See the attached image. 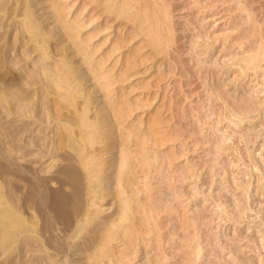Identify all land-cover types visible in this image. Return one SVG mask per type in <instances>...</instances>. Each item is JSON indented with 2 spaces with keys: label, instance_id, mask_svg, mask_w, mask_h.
<instances>
[{
  "label": "rangeland",
  "instance_id": "obj_1",
  "mask_svg": "<svg viewBox=\"0 0 264 264\" xmlns=\"http://www.w3.org/2000/svg\"><path fill=\"white\" fill-rule=\"evenodd\" d=\"M127 1L36 0L51 36L44 67L63 58L85 73L90 119L111 144L105 160L120 146L131 164L119 194L111 181L114 194L86 205L89 243L69 247L78 229L49 259L21 242L17 264H264V0ZM18 30L16 42L8 31L7 61L30 83L37 147L57 128L46 122L54 103L34 43ZM119 202L132 210L123 228Z\"/></svg>",
  "mask_w": 264,
  "mask_h": 264
},
{
  "label": "bare ground",
  "instance_id": "obj_2",
  "mask_svg": "<svg viewBox=\"0 0 264 264\" xmlns=\"http://www.w3.org/2000/svg\"><path fill=\"white\" fill-rule=\"evenodd\" d=\"M131 1L134 0L127 2ZM56 19L61 21L58 12ZM19 26L26 34L25 41L34 43L37 61L44 73L41 87L54 103L53 113H49L46 122L55 121L57 128L52 136L42 132L45 140L37 147L35 138L40 132L35 127L42 124V120L36 118L37 104L26 100L30 83L16 74L7 61L8 31L14 29L16 42ZM62 29L70 38L68 26L63 25ZM47 32L36 14V0H0V264H17L19 259L15 257L21 255V242L28 243L49 259L65 247L63 238H72L78 229L79 235L70 241L69 247L79 248L89 243L90 240L83 237L90 226L88 220L81 224L82 217L92 213H85L86 205L99 208L104 192L114 194L107 188L111 181L119 194L130 173L129 155L120 146H116L118 155L110 152V158L105 160L103 152L110 151L111 144L108 137L104 140L105 133L96 126L101 121L90 119L92 100L86 97L81 81L85 73L80 75L63 58L52 67H44L52 57L51 36ZM80 53L86 54L83 48ZM250 63L245 62V65ZM84 64H88L87 60ZM91 76L95 78L99 74L94 72ZM102 79L105 84L99 82L98 88L104 91L108 83L107 78ZM119 109L112 108V115L117 117ZM17 131H20L19 136ZM115 156L114 166L111 162ZM109 170H114L115 175L104 174ZM119 208L117 226L123 228L122 222L131 218L132 210L126 202H119ZM71 223H75L74 228L66 232L72 227ZM60 224L65 230L58 238L56 231ZM113 235L108 230L100 237L106 245Z\"/></svg>",
  "mask_w": 264,
  "mask_h": 264
}]
</instances>
